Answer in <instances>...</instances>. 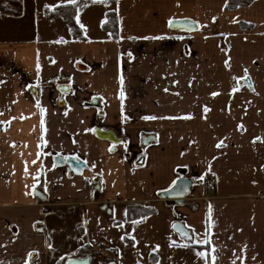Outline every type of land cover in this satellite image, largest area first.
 Instances as JSON below:
<instances>
[{
  "label": "crops",
  "instance_id": "crops-1",
  "mask_svg": "<svg viewBox=\"0 0 264 264\" xmlns=\"http://www.w3.org/2000/svg\"><path fill=\"white\" fill-rule=\"evenodd\" d=\"M227 1L87 2L79 38L46 16L73 4L19 0L15 15L1 2L0 264H61L81 251L112 264H264V0L233 10ZM109 13L117 39L102 27ZM185 19L195 32L170 28ZM98 123L119 132L114 150ZM55 157H79L80 175ZM178 171L194 183L182 205L158 196ZM129 203L155 213L133 224ZM175 223L209 243L184 240Z\"/></svg>",
  "mask_w": 264,
  "mask_h": 264
},
{
  "label": "water",
  "instance_id": "water-1",
  "mask_svg": "<svg viewBox=\"0 0 264 264\" xmlns=\"http://www.w3.org/2000/svg\"><path fill=\"white\" fill-rule=\"evenodd\" d=\"M89 2H102V0H86ZM109 1V0H107ZM172 30H178V31H184V32H195L197 30V25L195 22L191 20H173L172 26H170ZM244 83L247 84V86L250 87V80L249 78H246L244 80ZM69 90L67 86H57L56 91L63 94L66 93ZM93 104H95V101H93ZM95 135L98 139L104 140L112 144L111 150H114V147L118 144L122 143V140L116 137L113 131L111 130H102L96 127L95 129ZM150 141L149 139L145 140L144 144ZM53 163L57 167L67 166L68 171L72 172L73 174L80 175L82 168L84 165L78 161H76L73 158L69 159H63L61 157H55L53 160ZM141 164V163H139ZM180 176L175 180V184H172L170 188L167 190L161 191L158 196L161 200L167 201L169 203H172L174 205H182L185 202V199L190 194L193 181L186 178L184 176V171H178ZM179 193V194H178ZM34 194L41 199H44L42 194L36 190ZM178 228H182L185 232L189 234V232L184 228V226L181 223H175ZM173 232L180 236L179 232L176 229H173ZM181 237V236H180ZM182 238V237H181ZM184 240H187V238H183ZM70 260H86L87 264H92L90 257H84V258H77V259H68L65 261L64 264H69Z\"/></svg>",
  "mask_w": 264,
  "mask_h": 264
},
{
  "label": "trees",
  "instance_id": "trees-1",
  "mask_svg": "<svg viewBox=\"0 0 264 264\" xmlns=\"http://www.w3.org/2000/svg\"><path fill=\"white\" fill-rule=\"evenodd\" d=\"M5 2L7 4H10L12 6V11H10L12 14L18 15L20 12V2L19 0H0V8L3 9V6H1V2ZM117 0H109L107 2H115ZM254 0H228L226 4V8L228 10H233L236 9L239 6H248L250 5ZM89 1L86 0H77V2L73 5H66V6H60L57 8H54L53 10H48L46 12V16L48 18L60 15L63 17L64 21L68 24L71 34L74 37L79 38L80 37V30L75 22V14L77 8L84 3H87ZM242 27H247L241 25ZM103 30L110 33V36L113 39L118 38V21H117V15L115 13H109L106 16V20L103 24ZM128 208V219L129 220H136L141 217H146L149 215H152L155 213V210L152 208H148L144 206V204H139V203H129L127 205ZM88 254H86L84 251H81L79 253V257H86ZM91 258L92 257L88 256ZM61 264H64V262H61ZM98 264H112V262L108 259H105L103 262H99Z\"/></svg>",
  "mask_w": 264,
  "mask_h": 264
},
{
  "label": "snow or ice",
  "instance_id": "snow-or-ice-1",
  "mask_svg": "<svg viewBox=\"0 0 264 264\" xmlns=\"http://www.w3.org/2000/svg\"><path fill=\"white\" fill-rule=\"evenodd\" d=\"M61 2L68 3V4H74L75 3V0H61ZM102 2H107V0H102ZM46 7H51V6H46ZM213 19H215V18H213ZM169 26H172V21L171 20L169 21ZM81 27L83 28L84 25L81 24ZM145 38L148 39L149 37H145ZM151 38L152 39H157L158 37H151ZM129 55H131V53H129ZM225 66L226 67L228 66V61L227 60L225 61ZM37 69H39V64H37ZM244 72H245V76H247V70L246 69L244 70ZM237 79H240V78H237ZM119 82L121 84V90L119 92V97L121 99V102L123 103V99H124L123 76H120L119 77ZM237 90L238 89H236V88H233L232 89L233 92H235ZM211 95L215 96V95H217V93H212ZM36 106L38 108L40 107V102L39 101L36 102ZM204 110L205 111H208L207 107H205ZM40 112H41V128L43 130V128H44V119H43V117H44L45 110L43 108H40ZM122 112H123V108H122ZM143 118L144 119H155L156 117L145 116ZM242 127H243L242 125H238V128H242ZM256 139H259V138L257 137ZM41 140H42V142H45L46 143V141H43V133H42V136H41ZM221 146H223V142L222 141L217 144V147H221ZM38 155H39V153H38ZM74 158L77 159V160L79 159V157H74ZM32 163L35 164L36 161H33ZM25 170L27 171V169H25ZM42 170H43L42 168H39V169H37V172L39 173ZM200 179H203V177H201ZM173 184H175V181H173ZM33 189H35V184L33 185ZM210 211H211V205H209V212ZM140 219L143 220V219H145V217H141ZM138 222H139L138 220H133L132 221L133 224H136ZM83 223L86 224L87 221H84ZM119 226L122 227L123 225L121 224ZM172 228L173 229H176L179 232V234H180V236L182 238H187V240L189 242H191V243H199V244H207V243H209V241L207 239V236H208V233L207 232L205 233V239L200 240V239H196L195 236H189V234L187 232H185L182 228H178L177 225H175V224L172 225ZM125 235H129L130 236L131 234L130 233H125ZM131 238L133 240H135V237L134 236L131 237ZM121 239L123 240L124 239V236H121ZM170 246L188 247L189 244L188 243H181V244L177 245V242L175 240H171ZM49 248H51V245L50 244H49ZM158 248H159V245H156L155 248H153L152 250L153 251H156ZM213 251H214V249H213ZM242 251H243V249H242ZM27 255H28L29 258H31L33 256V253L32 252H29ZM196 255L199 256V257H206L208 255V253H206L205 251H198V252H196ZM215 259H216V257L213 255L212 256V260L215 261ZM24 264H29V259H26L25 262H24ZM69 264H87V261L86 260H70L69 261ZM137 264H139V261L137 262ZM155 264H159V261L158 260L155 261ZM205 264H207V260H205ZM241 264H243V258L242 257H241Z\"/></svg>",
  "mask_w": 264,
  "mask_h": 264
},
{
  "label": "built area",
  "instance_id": "built-area-1",
  "mask_svg": "<svg viewBox=\"0 0 264 264\" xmlns=\"http://www.w3.org/2000/svg\"><path fill=\"white\" fill-rule=\"evenodd\" d=\"M96 127L101 129V126L99 125V123L97 124ZM111 131L114 132L116 137L117 136L119 137V132H117L115 130H111ZM127 152L128 153L125 155L127 158H129V156H135L137 154L136 152H133L132 148L129 145H127ZM214 185H215V179L213 177H211V176H206V178H205V189H206V192H212L213 189H214Z\"/></svg>",
  "mask_w": 264,
  "mask_h": 264
},
{
  "label": "rangeland",
  "instance_id": "rangeland-1",
  "mask_svg": "<svg viewBox=\"0 0 264 264\" xmlns=\"http://www.w3.org/2000/svg\"><path fill=\"white\" fill-rule=\"evenodd\" d=\"M90 256L92 257L93 264H98L99 262L105 261V257L103 254H97V255L90 254Z\"/></svg>",
  "mask_w": 264,
  "mask_h": 264
}]
</instances>
